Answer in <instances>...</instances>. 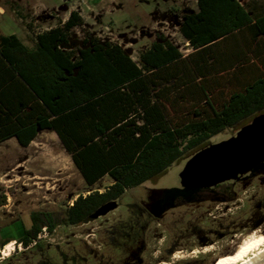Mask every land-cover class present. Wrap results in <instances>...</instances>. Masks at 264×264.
I'll use <instances>...</instances> for the list:
<instances>
[{
    "label": "trees",
    "instance_id": "16d2710c",
    "mask_svg": "<svg viewBox=\"0 0 264 264\" xmlns=\"http://www.w3.org/2000/svg\"><path fill=\"white\" fill-rule=\"evenodd\" d=\"M81 24L72 10L38 33L34 47L0 34V143L15 137L28 146L51 130L87 186L112 179L103 191L78 194L61 216L32 211L18 238L25 247L43 226L85 223L101 205L264 111V12L252 15L239 0H197L179 27L194 49L186 56L162 35L139 62L97 37L64 48ZM5 200L1 193L0 206Z\"/></svg>",
    "mask_w": 264,
    "mask_h": 264
},
{
    "label": "rangeland",
    "instance_id": "374dc122",
    "mask_svg": "<svg viewBox=\"0 0 264 264\" xmlns=\"http://www.w3.org/2000/svg\"><path fill=\"white\" fill-rule=\"evenodd\" d=\"M239 1L252 15L264 12V0ZM39 2L48 5L33 6ZM0 8V34H17L28 46H33L38 32L61 23L75 10L83 24L71 30L67 47L94 36L119 43L139 62V53L161 35L184 55L192 51L179 26L182 13L196 10L197 4L0 0ZM239 126L210 137L209 143L229 138ZM187 159L180 158L158 177L125 190L107 214L77 226L60 224L29 246L17 247L23 228L31 224L32 211L51 210L61 216L78 194L103 191L112 179L105 175L87 186L51 130H40L28 146L13 137L1 142L0 194L6 200L0 206V249L13 240L16 247L8 256L0 253V264H218L250 243L263 241L264 168L252 172L246 184V179L231 184L236 195L226 200L210 191L180 190L179 172ZM160 209L164 211L155 215ZM176 251L183 256L175 257Z\"/></svg>",
    "mask_w": 264,
    "mask_h": 264
},
{
    "label": "water",
    "instance_id": "95a60500",
    "mask_svg": "<svg viewBox=\"0 0 264 264\" xmlns=\"http://www.w3.org/2000/svg\"><path fill=\"white\" fill-rule=\"evenodd\" d=\"M263 162L264 111L242 125L229 138L209 143L190 156L179 172L180 190L189 192L198 188H210L228 180H238L257 170ZM116 207V201L101 205L85 223ZM163 211L164 209H160L155 215L158 216ZM258 264H264V259Z\"/></svg>",
    "mask_w": 264,
    "mask_h": 264
},
{
    "label": "bare ground",
    "instance_id": "6f19581e",
    "mask_svg": "<svg viewBox=\"0 0 264 264\" xmlns=\"http://www.w3.org/2000/svg\"><path fill=\"white\" fill-rule=\"evenodd\" d=\"M6 249L3 252L4 256L10 255L13 247V241L6 243ZM192 254V253H191ZM175 257H182L180 251L174 253ZM264 259V240L260 243H250L248 247L241 249L236 254L221 258L218 264H258ZM158 264H167L160 262Z\"/></svg>",
    "mask_w": 264,
    "mask_h": 264
},
{
    "label": "flooded vegetation",
    "instance_id": "af4514ba",
    "mask_svg": "<svg viewBox=\"0 0 264 264\" xmlns=\"http://www.w3.org/2000/svg\"><path fill=\"white\" fill-rule=\"evenodd\" d=\"M196 4H197V0H196ZM242 4V3H241ZM243 5V4H242ZM170 10H172V9H170ZM177 11V10H176ZM175 11V12H176ZM177 12H179V11H177ZM190 12H192V11H190ZM185 13H187V12H185ZM185 13H182V16L185 14ZM181 16V17H182ZM181 23H182V21H181ZM181 23H180V25H181ZM180 27V26H179ZM180 30V29H179ZM91 37H94V36H85V37H83L82 39H81V42H80V44L78 45V46H76L75 48H80V47H82L83 46V41L85 40V39H89V38H91ZM19 38V37H18ZM98 38V37H97ZM35 39H36V36H35ZM99 39V38H98ZM21 40V39H20ZM100 40V39H99ZM22 41V40H21ZM101 42H106V41H102V40H100ZM155 41H157V40H155ZM170 41V40H169ZM23 42V41H22ZM69 42H70V36H69V39H68V42L64 45V48H66V49H74V48H71V47H67L66 45H68L69 44ZM109 42H112V41H109ZM154 42V41H153ZM172 42V41H171ZM188 42V41H187ZM114 43H116V42H114ZM173 43V42H172ZM117 44H119V43H117ZM120 45V44H119ZM151 45V44H150ZM149 45V46H150ZM176 45V44H175ZM188 45H190L189 43H188ZM121 46V45H120ZM148 46V47H149ZM191 46V45H190ZM122 47V46H121ZM192 47V46H191ZM123 48V47H122ZM147 48V47H146ZM145 48V49H146ZM193 48V47H192ZM144 49V50H145ZM179 49V48H178ZM123 50H124V48H123ZM125 51V50H124ZM143 51V50H142ZM126 52V51H125ZM127 53V52H126ZM127 54H129V53H127ZM130 55V54H129ZM188 55V54H187ZM186 56V55H185ZM248 123V122H247ZM244 125V124H243ZM242 126V125H241ZM240 126V127H241ZM240 127H238L237 129H236V131L237 130H239V128ZM236 131L233 133V134H235L236 133ZM232 134V135H233ZM231 135V136H232ZM264 168V162L258 167V169L257 170H255V171H260L261 169H263ZM254 171V172H255ZM252 173H247V174H245L243 177H241L240 179H238V180H228V181H225V182H221V183H219V184H217V185H215V186H213V187H210V188H198V189H195L194 191H196V192H204V191H210V192H212V193H215V194H217L218 196H220V197H222V198H224V199H226V200H230V199H234L235 198V195H236V193H235V191H234V189L231 187V184H233V183H238V181H240V180H244V179H248V177H249V175H251ZM247 179L243 182L244 184H246V181H247ZM230 184V185H229Z\"/></svg>",
    "mask_w": 264,
    "mask_h": 264
},
{
    "label": "built area",
    "instance_id": "2783aa9c",
    "mask_svg": "<svg viewBox=\"0 0 264 264\" xmlns=\"http://www.w3.org/2000/svg\"><path fill=\"white\" fill-rule=\"evenodd\" d=\"M46 233H48V230L45 226L42 227L41 231L37 234L36 239L32 242H36V240H38L39 238H41L42 236L46 235ZM15 244H16V240H13V247L12 250L15 249ZM23 244L21 242H17V247L22 246ZM6 249V245H3L2 249H0V253L3 254L4 250Z\"/></svg>",
    "mask_w": 264,
    "mask_h": 264
},
{
    "label": "crops",
    "instance_id": "0c3cea01",
    "mask_svg": "<svg viewBox=\"0 0 264 264\" xmlns=\"http://www.w3.org/2000/svg\"><path fill=\"white\" fill-rule=\"evenodd\" d=\"M39 4H42V5H48V4H46V3H43V2H39L38 4H35V3H33V6H37V5H39ZM1 10H2V8H0ZM70 12L71 11H69V13H68V15L66 16V18L62 21V22H64L67 18H68V16H69V14H70ZM36 14V13H35ZM50 18V17H49ZM37 20V19H36ZM61 22V23H62ZM57 25V24H56ZM56 25H54V26H56ZM54 26H51V27H54ZM51 27H48V28H46V29H44V30H42V31H40V32H38V33H41V32H43V31H46V30H48V29H50ZM37 33V34H38ZM36 34V35H37ZM5 35H9V34H5ZM16 36H18L17 34H15ZM19 37V36H18ZM21 39V38H20ZM185 39V38H184ZM186 40V39H185ZM186 42H187V40H186ZM26 44V43H25ZM187 44H188V42H187ZM27 45V44H26ZM35 46V39H34V44H33V46H30V47H34ZM180 50V49H179ZM194 51V49L192 48V51L191 52H193ZM191 52H189V53H191ZM189 53H187V54H189ZM140 54V53H139ZM183 54V53H182ZM187 54H185V55H187ZM184 54H183V56H185ZM139 58V57H138ZM133 59V58H132ZM134 60V59H133ZM12 138V137H11ZM13 138H15V137H13ZM7 140V139H6Z\"/></svg>",
    "mask_w": 264,
    "mask_h": 264
}]
</instances>
